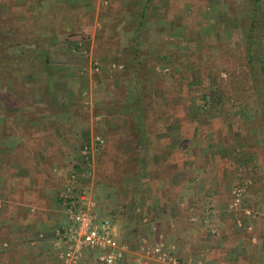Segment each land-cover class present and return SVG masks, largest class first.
I'll use <instances>...</instances> for the list:
<instances>
[{
    "label": "rangeland",
    "instance_id": "1",
    "mask_svg": "<svg viewBox=\"0 0 264 264\" xmlns=\"http://www.w3.org/2000/svg\"><path fill=\"white\" fill-rule=\"evenodd\" d=\"M249 9L0 0V264H64L69 188L116 222L123 264L156 246L151 264H264V0L252 63Z\"/></svg>",
    "mask_w": 264,
    "mask_h": 264
},
{
    "label": "built area",
    "instance_id": "2",
    "mask_svg": "<svg viewBox=\"0 0 264 264\" xmlns=\"http://www.w3.org/2000/svg\"><path fill=\"white\" fill-rule=\"evenodd\" d=\"M62 197L71 219L56 242L59 248L64 245L60 253L64 264H86L90 258L99 264L128 261L133 254L129 243L120 237L113 219L96 214L88 191L82 189L72 193L69 188ZM163 258L165 254L160 247H142L129 264H151Z\"/></svg>",
    "mask_w": 264,
    "mask_h": 264
},
{
    "label": "trees",
    "instance_id": "3",
    "mask_svg": "<svg viewBox=\"0 0 264 264\" xmlns=\"http://www.w3.org/2000/svg\"><path fill=\"white\" fill-rule=\"evenodd\" d=\"M261 1L262 0H249V4H250V9L248 11V22H249V29L247 31V39H246V44H245V49H246V58H247V62L248 63H252V58L253 56L251 55V45L253 44L254 41H252V29L251 26H253V24L258 20L259 18V13L260 9H261ZM145 14V11H144ZM141 15H139L140 17ZM142 20L139 21V23L137 24V26L133 27L134 29V36L133 38L136 39L137 41L139 40V36H141V23ZM138 49V48H137ZM259 61L263 62L264 61V57L263 55H259ZM137 69L136 67H134V70ZM136 81L139 79L138 77V72H135V76ZM260 77L264 78V67L261 68V73H260ZM264 81V80H263ZM215 99H216V95H214ZM139 100H140V96L136 95L135 97V104L133 109H134V114L136 115V117L138 118L139 122L136 124L137 129L139 130V139L140 140H144L146 137L145 135V129L143 127L142 121L139 118H142V109L141 107H139Z\"/></svg>",
    "mask_w": 264,
    "mask_h": 264
},
{
    "label": "crops",
    "instance_id": "4",
    "mask_svg": "<svg viewBox=\"0 0 264 264\" xmlns=\"http://www.w3.org/2000/svg\"><path fill=\"white\" fill-rule=\"evenodd\" d=\"M112 219V218H111ZM44 224H45V222H40V224H38L39 225V228L38 229H40L41 231H42V233H47V231L45 230V226H44ZM26 229H28L27 227H26ZM53 231L54 230H49V232L48 233H51V235L53 234ZM30 235V234H29ZM54 244V248L56 247V248H58L56 245H55V243H53ZM56 248H55V250H56Z\"/></svg>",
    "mask_w": 264,
    "mask_h": 264
}]
</instances>
